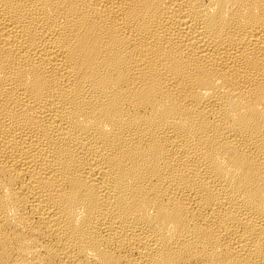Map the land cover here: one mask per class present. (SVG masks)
<instances>
[{
	"label": "bare ground",
	"instance_id": "bare-ground-1",
	"mask_svg": "<svg viewBox=\"0 0 264 264\" xmlns=\"http://www.w3.org/2000/svg\"><path fill=\"white\" fill-rule=\"evenodd\" d=\"M0 264H264V0H0Z\"/></svg>",
	"mask_w": 264,
	"mask_h": 264
}]
</instances>
